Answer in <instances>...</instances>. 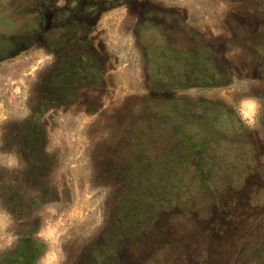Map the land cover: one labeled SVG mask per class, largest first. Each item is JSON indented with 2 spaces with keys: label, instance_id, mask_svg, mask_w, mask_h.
<instances>
[{
  "label": "rangeland",
  "instance_id": "374dc122",
  "mask_svg": "<svg viewBox=\"0 0 264 264\" xmlns=\"http://www.w3.org/2000/svg\"><path fill=\"white\" fill-rule=\"evenodd\" d=\"M92 1L97 70L0 64V264H264V0Z\"/></svg>",
  "mask_w": 264,
  "mask_h": 264
},
{
  "label": "flooded vegetation",
  "instance_id": "af4514ba",
  "mask_svg": "<svg viewBox=\"0 0 264 264\" xmlns=\"http://www.w3.org/2000/svg\"><path fill=\"white\" fill-rule=\"evenodd\" d=\"M25 1L28 2H26L24 8H21L17 13V15L25 21L23 28H16V23L10 22V20L4 21L0 19V64L17 57L21 52L30 48L36 40H39L44 43L49 51L58 55L59 70H97L94 57L95 53L89 54L83 50L75 52L77 47L74 48L70 46L74 42H77L75 40L84 41V39H88L86 37H90L91 35L89 32L88 34L80 36L79 32L82 29L91 30L94 27L92 17L95 15L97 7L93 4L92 0L80 2L81 5L79 9H72L78 4L79 0H67L70 1L67 7H64V0ZM134 1L135 0H121L120 3L124 4L125 2ZM61 2L64 4H60ZM36 9L39 19L34 20L33 17L36 15L34 11ZM262 26H264V20L263 22H258L256 19L252 20V29H249V34L246 37L247 40L236 35L232 40L233 44L238 45V43H246L255 33L264 29ZM6 27H8V30H6ZM189 39L190 41H188V43L190 44L193 42L192 40H196L198 53H201L203 45L206 50L209 51L210 49L212 53L216 52L214 42L205 40L204 36L198 35L197 38L190 36ZM251 41L252 40L248 42L251 43ZM232 47L234 48V46ZM238 49H240L239 46ZM190 51L194 52L193 49ZM257 52L258 51L253 52L254 57L250 55L254 60V67L250 68V70H264L263 66L259 68L261 60ZM201 57L208 58V53H201ZM212 57L215 59L214 55ZM204 64H206V66ZM216 64L217 65L208 66L204 61L201 65L188 67L187 70H227L220 62H216ZM258 64L259 66L257 67ZM230 70L236 69L230 68Z\"/></svg>",
  "mask_w": 264,
  "mask_h": 264
}]
</instances>
